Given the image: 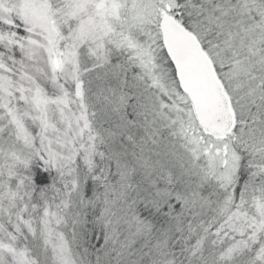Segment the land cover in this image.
<instances>
[{
  "label": "snow or ice",
  "instance_id": "snow-or-ice-1",
  "mask_svg": "<svg viewBox=\"0 0 264 264\" xmlns=\"http://www.w3.org/2000/svg\"><path fill=\"white\" fill-rule=\"evenodd\" d=\"M0 264H264V0H0Z\"/></svg>",
  "mask_w": 264,
  "mask_h": 264
}]
</instances>
